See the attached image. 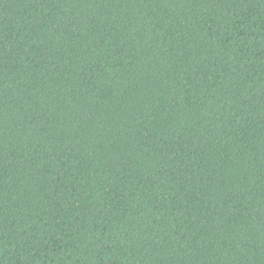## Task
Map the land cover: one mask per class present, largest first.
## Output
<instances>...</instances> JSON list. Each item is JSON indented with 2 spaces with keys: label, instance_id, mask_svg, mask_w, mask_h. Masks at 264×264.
I'll return each instance as SVG.
<instances>
[{
  "label": "trees",
  "instance_id": "16d2710c",
  "mask_svg": "<svg viewBox=\"0 0 264 264\" xmlns=\"http://www.w3.org/2000/svg\"><path fill=\"white\" fill-rule=\"evenodd\" d=\"M0 264H264V0H0Z\"/></svg>",
  "mask_w": 264,
  "mask_h": 264
}]
</instances>
